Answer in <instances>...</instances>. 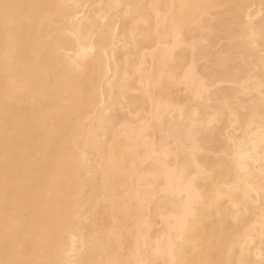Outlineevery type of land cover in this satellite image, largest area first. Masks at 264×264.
I'll return each instance as SVG.
<instances>
[{"label":"bare ground","instance_id":"6f19581e","mask_svg":"<svg viewBox=\"0 0 264 264\" xmlns=\"http://www.w3.org/2000/svg\"><path fill=\"white\" fill-rule=\"evenodd\" d=\"M0 264H264V0H0Z\"/></svg>","mask_w":264,"mask_h":264}]
</instances>
